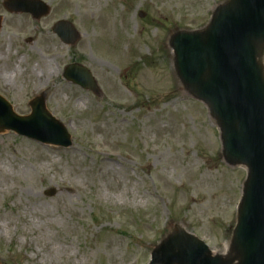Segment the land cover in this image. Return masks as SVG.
<instances>
[{
  "label": "rangeland",
  "instance_id": "rangeland-1",
  "mask_svg": "<svg viewBox=\"0 0 264 264\" xmlns=\"http://www.w3.org/2000/svg\"><path fill=\"white\" fill-rule=\"evenodd\" d=\"M44 1L51 13L37 20L0 0V94L20 115L43 95L72 145L0 132V264H147L180 228L232 254L247 168L225 160L218 123L182 84L170 45L227 0ZM59 20L80 32L76 44L52 31ZM74 62L98 92L64 77Z\"/></svg>",
  "mask_w": 264,
  "mask_h": 264
},
{
  "label": "water",
  "instance_id": "water-1",
  "mask_svg": "<svg viewBox=\"0 0 264 264\" xmlns=\"http://www.w3.org/2000/svg\"><path fill=\"white\" fill-rule=\"evenodd\" d=\"M4 5L14 12H30L37 19L50 11L43 0H4ZM53 30L69 45L81 37L68 20L58 21ZM170 45L182 84L206 104L218 123L225 160L244 165L247 178L232 254H216L203 239L180 228L153 248L147 264H264V65L260 60L264 0H227L214 10L203 29L177 31ZM64 76L99 91L92 72L83 64L68 65ZM30 105V115H19L0 95V132L10 129L44 143L72 144L71 135L47 109L43 95L32 99ZM53 193L51 189L49 194Z\"/></svg>",
  "mask_w": 264,
  "mask_h": 264
},
{
  "label": "bare ground",
  "instance_id": "bare-ground-1",
  "mask_svg": "<svg viewBox=\"0 0 264 264\" xmlns=\"http://www.w3.org/2000/svg\"><path fill=\"white\" fill-rule=\"evenodd\" d=\"M9 77H10V75L7 74V75L3 76L2 78L4 80H7ZM63 189L68 191L69 196H71L70 194L73 193V191L75 190V188L73 186L69 185V184L68 185H64Z\"/></svg>",
  "mask_w": 264,
  "mask_h": 264
}]
</instances>
